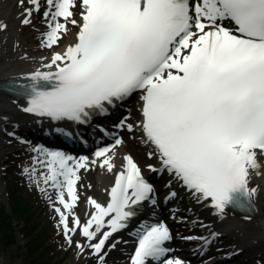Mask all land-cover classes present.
Returning <instances> with one entry per match:
<instances>
[{"label": "snow or ice", "instance_id": "1", "mask_svg": "<svg viewBox=\"0 0 264 264\" xmlns=\"http://www.w3.org/2000/svg\"><path fill=\"white\" fill-rule=\"evenodd\" d=\"M21 26L33 24L43 9L47 31L41 45L57 46L78 29L75 42L53 52L45 68L36 71L24 89L25 113L52 121L89 122L109 107L139 93L142 141L153 146L147 155L158 166L152 173H167L196 203L210 204L216 215L228 206L251 207L258 188L252 176L264 177V0H17ZM79 9L77 12L76 9ZM8 25L0 21V32ZM133 132V123L117 127ZM12 136L13 133H8ZM124 144L98 148L94 159H79L62 151L38 147L46 159L43 183L57 192L54 207L69 246L76 242L106 264L108 252L121 242L113 236L129 227L146 202L157 204L154 185L145 179L131 155L121 170L115 150ZM98 166L114 173L106 204L91 197L93 211L81 223L73 209L80 196L81 169ZM35 171L34 169L32 170ZM28 173L29 169H25ZM45 191V189H41ZM169 191L166 201L174 200ZM67 197V198H66ZM72 226H69V217ZM201 227H207L201 223ZM215 238L219 234L210 233ZM136 247L130 264H185L172 258L167 243L173 234L164 222L141 223L135 230ZM192 241L206 237L180 236ZM112 240L111 243L109 241ZM127 243V241H124Z\"/></svg>", "mask_w": 264, "mask_h": 264}, {"label": "bare ground", "instance_id": "2", "mask_svg": "<svg viewBox=\"0 0 264 264\" xmlns=\"http://www.w3.org/2000/svg\"><path fill=\"white\" fill-rule=\"evenodd\" d=\"M22 9L18 7L17 0H0V21L8 25L6 31L0 32V84L14 77H24L31 75L36 71H53V69L45 68L44 65L49 62V57L39 54H33L30 51L24 52L21 50V28H24L20 24V13ZM78 31H72L69 37H65L63 45L56 51H63L69 44L75 42V34ZM64 37V36H63ZM63 40V38L61 39ZM14 121H19L21 127L26 129H38L40 125L51 124L53 122L47 117H38L31 113H25L23 108H21V103L8 97L6 94L0 92V155L7 143L1 140V137L5 138L6 133L3 132L5 127L11 126ZM13 128H18L20 126L13 125ZM138 133V130L134 131ZM139 136V135H137ZM141 141V140H140ZM141 142L142 149L152 150L153 146ZM130 147H139L136 144L129 145ZM118 156V154H116ZM115 156V157H117ZM38 158H34L37 160ZM34 161L32 164L26 166L25 169H29L28 173H24L27 180L31 179L32 182H39L35 177L34 172L36 171ZM1 164V159H0ZM1 166V165H0ZM158 166V162L156 164ZM35 170L34 172L32 170ZM117 170V169H116ZM46 173V172H45ZM255 176V175H254ZM255 176L254 179H256ZM94 186L90 190L88 197L96 199L97 202L106 204L108 201V190L112 182V175H110L106 170L97 168L95 172ZM43 180V179H42ZM42 182V181H41ZM253 183L259 184L262 188L261 193L258 198V212H256L255 217L252 219H242L240 217H234L225 221L221 226H224L229 235L237 240V242L245 244L253 249L254 260L264 261V177L257 178ZM40 187L36 190L40 191L43 195H50L51 191L49 188H45L43 183H37ZM37 185V186H38ZM183 188V186H182ZM45 189V191H41ZM187 193V191L183 188ZM55 191V190H54ZM57 200V195H56ZM163 201H166L165 199ZM55 205V204H54ZM84 209L81 210L80 220L82 223L90 217L91 211L93 209L90 205L84 204ZM160 202H158V206ZM56 207H61L56 202ZM173 214L176 212L172 209L170 210ZM189 211L194 212L196 215L195 220L198 218L205 219L207 213L211 212L207 209L204 203L202 204H192L189 206ZM199 211H203L204 215H199ZM244 220V221H243ZM183 224L188 228L187 222L182 221ZM76 252L72 253V262H97L93 260L92 256L89 255H76ZM128 255L130 252L126 251L125 254L119 253L116 250L113 253L115 260L118 258ZM128 258V257H127Z\"/></svg>", "mask_w": 264, "mask_h": 264}, {"label": "rangeland", "instance_id": "3", "mask_svg": "<svg viewBox=\"0 0 264 264\" xmlns=\"http://www.w3.org/2000/svg\"><path fill=\"white\" fill-rule=\"evenodd\" d=\"M36 18V16L34 17ZM32 26L21 28V43L24 44L21 46L23 51L32 49V51H41L39 39L43 37V33L47 31L45 23L34 24V29H31ZM30 33V36H29ZM38 37L36 42V48L31 39ZM4 153V151H2ZM1 153L0 159L4 163L0 168L7 167V170H2L0 172V206L8 210V205L11 203V198L9 195H14L18 200L25 202L27 208L29 209L28 214L31 220V223L37 227L36 232H43L42 236L45 239V245L43 246V255L38 257L37 253H33L31 256L26 252L24 242L18 233H12L14 243L8 246H3L0 243V264H29L32 259L38 258L39 261H48L45 264H76L75 262L70 261V249L65 238L52 230V226L48 222L49 214L46 209H43L41 206L42 200L40 196L36 193L35 188L31 186L28 187L26 180H20L21 177H17L20 174L17 171L18 164H13L12 161L8 162L5 159V155ZM139 154H135L136 157L141 162V165L146 167L147 162L144 152L141 151ZM22 168V165H19V169ZM3 174H7L3 177ZM5 180H7L5 182ZM90 184L92 186V176L89 177ZM84 186H88L87 182L84 180ZM81 264V263H80ZM243 264V263H242ZM247 264H255V262H249ZM264 264V262H263Z\"/></svg>", "mask_w": 264, "mask_h": 264}, {"label": "trees", "instance_id": "4", "mask_svg": "<svg viewBox=\"0 0 264 264\" xmlns=\"http://www.w3.org/2000/svg\"><path fill=\"white\" fill-rule=\"evenodd\" d=\"M18 204L16 203L15 206ZM18 210V209H17ZM11 229L10 227V219L6 213L3 211H0V234L4 238L5 243H10L9 235L5 233V231H9Z\"/></svg>", "mask_w": 264, "mask_h": 264}]
</instances>
